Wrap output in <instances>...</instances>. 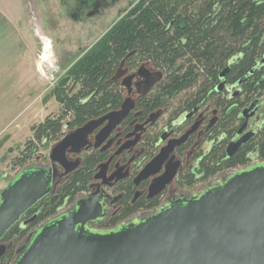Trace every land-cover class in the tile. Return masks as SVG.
Masks as SVG:
<instances>
[{
	"label": "trees",
	"instance_id": "obj_1",
	"mask_svg": "<svg viewBox=\"0 0 264 264\" xmlns=\"http://www.w3.org/2000/svg\"><path fill=\"white\" fill-rule=\"evenodd\" d=\"M122 62L163 73L151 98L154 107L185 93L184 104L218 109L219 128L232 139L243 127L244 113L259 109L264 100V0H140L70 69L72 86L54 91L61 113L32 127L33 138L15 164L25 167L38 159V144L49 148L67 130L118 110L123 91L114 78ZM221 147L204 161L198 176L241 169L253 157L264 161V122L252 142L229 160L221 157ZM98 160L87 159L52 199L42 202L31 228L86 190ZM21 231L11 233L27 234Z\"/></svg>",
	"mask_w": 264,
	"mask_h": 264
},
{
	"label": "water",
	"instance_id": "obj_2",
	"mask_svg": "<svg viewBox=\"0 0 264 264\" xmlns=\"http://www.w3.org/2000/svg\"><path fill=\"white\" fill-rule=\"evenodd\" d=\"M123 65L114 80L125 74ZM141 74L146 79L145 92L163 79L160 71ZM132 79H124L123 86L128 88ZM130 108L125 101L121 109L68 133L50 148V161L60 165L64 175L72 173L80 166V159L72 163L67 154L81 155L102 123L108 122L109 133ZM249 135L231 147L230 153ZM174 146L163 148L140 178L158 171ZM175 168L158 179L151 192L160 193L174 178ZM54 179L52 169L32 165L0 191V242L52 195ZM100 210L98 200L79 201L73 209L49 219L28 235L14 264H264V163L227 173L198 193L168 201L156 212L112 230L87 228L90 221L102 218Z\"/></svg>",
	"mask_w": 264,
	"mask_h": 264
},
{
	"label": "flooded vegetation",
	"instance_id": "obj_3",
	"mask_svg": "<svg viewBox=\"0 0 264 264\" xmlns=\"http://www.w3.org/2000/svg\"><path fill=\"white\" fill-rule=\"evenodd\" d=\"M136 1L138 3L140 0ZM125 2L129 4V8L123 9L126 15L135 6L133 0H60L68 18L77 22L88 21L92 24ZM122 70L125 74L116 81L119 82V89L123 91V103L128 101L131 106L129 113L109 133L106 131L108 122L102 123L89 137L87 150L81 155L67 154L68 160L72 163L80 159V166L72 173L64 175L63 168L58 164H53L49 157H43V160L38 157L34 161L37 162L34 166L50 168L55 174L53 193L43 200L49 201L63 188L69 177L86 163L87 159L91 157L99 159L92 169L91 180L86 190L78 194L72 202L67 201L55 215L68 212L79 201L98 200L102 218L87 224V228L91 230L115 229L133 219L156 212L168 201L198 193L194 188L200 183H208L210 186L218 182L229 171H222L204 179L203 174L198 176L204 161L211 158L210 155L221 146V157L229 160L237 151L252 142L264 122L259 119V115L257 116L260 108L246 111L242 116L244 131L239 134L242 128L240 127L236 136L228 139L226 130L219 128L221 121L219 110L213 108L212 105L197 107L184 104L186 100L182 99L176 108H172L170 102L173 99H171L167 102H160L159 106L154 107L151 98L163 79L149 92H145L143 84L146 79L141 71L159 72L158 69L147 64L134 67L124 63ZM130 76H133V79L127 88L123 86V80ZM247 130H250L249 138L231 154L230 148L245 135ZM72 131L74 130H67L65 136ZM178 142L181 143L178 144ZM172 144L175 145L174 148L158 171L148 177L140 178L143 170L161 150ZM256 159L253 157L250 164H253ZM174 167H176V174L172 181L160 193L151 192V187L155 182L168 175ZM43 201L13 228L27 231L25 236L12 234V229L0 242L2 252L0 264H14L17 260V250L24 244L30 234L29 231L36 229V226L31 228V225L37 220Z\"/></svg>",
	"mask_w": 264,
	"mask_h": 264
},
{
	"label": "rangeland",
	"instance_id": "obj_4",
	"mask_svg": "<svg viewBox=\"0 0 264 264\" xmlns=\"http://www.w3.org/2000/svg\"><path fill=\"white\" fill-rule=\"evenodd\" d=\"M134 4H137L136 0H133ZM128 5L126 2L120 4L92 24L68 18L60 0H22V46L24 49V45H30V49L27 48L25 54L23 51L22 57L6 63L7 71L0 73V191L24 168L37 163L32 161L19 167L14 160L33 138L32 127L48 116L56 117L61 113L62 107L54 91L60 86L63 89L66 85L72 86L70 69L125 16L123 9L129 8ZM64 81L68 84L63 86ZM186 96L183 93L173 99L170 102L172 108H176ZM258 115L263 121V99ZM249 133L247 130L245 135ZM56 143H51L49 148L38 144L37 157L48 158L50 148ZM258 161L256 159L253 163ZM208 186V183H200L194 189L200 192Z\"/></svg>",
	"mask_w": 264,
	"mask_h": 264
},
{
	"label": "crops",
	"instance_id": "obj_5",
	"mask_svg": "<svg viewBox=\"0 0 264 264\" xmlns=\"http://www.w3.org/2000/svg\"><path fill=\"white\" fill-rule=\"evenodd\" d=\"M22 9V0H0V73L7 71L6 63L30 49V45L22 46Z\"/></svg>",
	"mask_w": 264,
	"mask_h": 264
}]
</instances>
